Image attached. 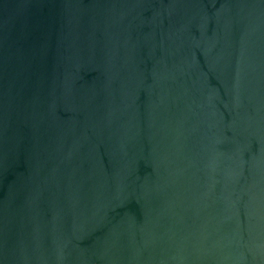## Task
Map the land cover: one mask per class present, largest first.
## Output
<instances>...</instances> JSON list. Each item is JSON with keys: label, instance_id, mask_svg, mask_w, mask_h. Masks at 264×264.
I'll return each mask as SVG.
<instances>
[{"label": "water", "instance_id": "obj_1", "mask_svg": "<svg viewBox=\"0 0 264 264\" xmlns=\"http://www.w3.org/2000/svg\"><path fill=\"white\" fill-rule=\"evenodd\" d=\"M0 264H264V0H0Z\"/></svg>", "mask_w": 264, "mask_h": 264}]
</instances>
